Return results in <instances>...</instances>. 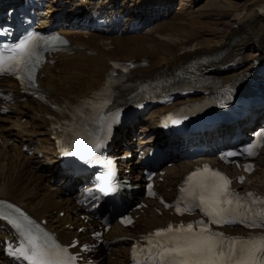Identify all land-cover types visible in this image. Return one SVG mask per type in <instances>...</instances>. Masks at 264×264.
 Listing matches in <instances>:
<instances>
[{"label": "bare ground", "instance_id": "1", "mask_svg": "<svg viewBox=\"0 0 264 264\" xmlns=\"http://www.w3.org/2000/svg\"><path fill=\"white\" fill-rule=\"evenodd\" d=\"M209 10H193L201 0H47L43 18H52L55 13L65 11L63 19L70 16L92 18L93 14L114 15L122 26L131 20L137 21L144 30L135 34L104 36L98 31H67L72 52L52 53L50 62L38 72V84L45 95V104L35 98L24 102L7 104L10 112L0 116V198L21 206L38 221L45 220L46 226L55 232L66 244L81 233L79 226L88 224L79 219V207L75 199L55 184L59 171L56 159V139L59 135L52 127L60 118L61 106H77L95 90L103 86L109 73L120 61L132 60L143 63L133 70L125 89L126 96L139 82L164 74H178L181 68L192 69L201 64L203 70H210L213 78L223 82L250 71L255 59L264 58V0H205ZM178 5V8L176 6ZM224 10L219 13L220 9ZM172 11L169 14V11ZM238 13V19L225 21L231 12ZM68 21V20H65ZM237 69L220 71L230 67L237 59ZM0 88L12 92L18 100L20 88L10 79L0 80ZM198 98H189L195 100ZM152 109L142 117L139 128V146L150 143L159 117L175 106ZM264 117L257 112L256 121ZM247 123V122H246ZM135 144V143H134ZM130 141L127 146H133ZM25 149V150H24ZM32 149V152H27ZM210 160L215 161L212 157ZM256 170L246 175L238 188L255 190L264 194V150L255 160ZM137 161L129 164L131 178L135 185L143 180L139 176ZM200 164V159L176 160L171 165H163V176L156 175V190L163 199H170L185 173ZM231 174L237 172L233 166H223ZM160 178L162 180H160ZM146 208L133 209L136 217L132 228H122L116 223L104 234L105 239H117L108 248L100 245L92 256L99 264H127L129 247L134 239L156 227L165 226L169 221H177L165 205L158 200H146ZM64 212L60 217L59 212ZM95 224L97 222L95 221ZM5 224L0 222V243L6 235ZM241 229L233 233L241 232ZM93 242V241H92ZM0 246V263L2 261Z\"/></svg>", "mask_w": 264, "mask_h": 264}, {"label": "snow or ice", "instance_id": "2", "mask_svg": "<svg viewBox=\"0 0 264 264\" xmlns=\"http://www.w3.org/2000/svg\"><path fill=\"white\" fill-rule=\"evenodd\" d=\"M42 39L38 34L28 33L19 43L11 47L6 46L8 54L0 52V73H15L22 82V74L27 73L29 81L33 80L29 62ZM58 41L64 42L59 36H52L44 40V43ZM118 115L117 112L113 116V122H117ZM108 131H111L110 124ZM257 135L258 138L264 137V131ZM102 147L104 140L98 139L87 151L76 150L66 155L77 156L87 163L93 153ZM256 147L257 144H250L244 152L253 155ZM238 154L241 153L230 151L224 153L222 159ZM246 170L250 171L251 166H246ZM111 175L109 172L108 175L100 177L103 181L99 188L101 194L114 191L109 180ZM230 183L231 181L222 173L207 166L197 169L187 177L186 186L181 189L184 193L181 199L185 207L181 208L178 201L176 210L183 214L199 209L208 218V223L203 220L197 221L198 231L194 230L191 223L175 228L169 225L166 229L157 230L154 236L160 239L154 245L156 252L152 257L153 264H264V235L248 238L231 237L223 232L213 231L210 227L211 224L222 226L239 222L250 228H264V211L256 212L246 202H242L239 194L230 190ZM149 194L153 193L150 191ZM247 196L253 197L254 194L248 193ZM253 202L264 204V201L258 199H254ZM122 223H131V220L125 218ZM16 227L20 229L26 243L16 249L14 255L23 257L29 264H75L76 257L69 255L67 248L52 241L38 226L33 230L31 221H28L27 227H22L21 224H17ZM99 235L97 233V236Z\"/></svg>", "mask_w": 264, "mask_h": 264}, {"label": "rangeland", "instance_id": "3", "mask_svg": "<svg viewBox=\"0 0 264 264\" xmlns=\"http://www.w3.org/2000/svg\"><path fill=\"white\" fill-rule=\"evenodd\" d=\"M178 1H179V0H178ZM185 1H186V0H185ZM214 1H216V0H214ZM217 1H218V0H217ZM199 7H200V8H199ZM176 8H178V5L176 6ZM198 8H199V11H200V12H206V11H208V10L210 9V8H209V2H208V1L205 2V0H201L200 3H198L197 5H193V6H192V9H193V10H197ZM223 10H224V9L221 8L220 11H219V13H218V15H219L220 13H222ZM172 11H173V10L169 11L168 13L171 14ZM227 16H228V17H226L225 21H230V22H232V21L238 19V13L235 12V11L229 13ZM132 141H135V139H132ZM137 141H138V140H137ZM137 141H135V142H137ZM31 151H32V149H31ZM31 151H27V152H29V154H30ZM58 215H59L60 217H62V216L60 215V212L58 213ZM63 216H64V215H63Z\"/></svg>", "mask_w": 264, "mask_h": 264}, {"label": "water", "instance_id": "4", "mask_svg": "<svg viewBox=\"0 0 264 264\" xmlns=\"http://www.w3.org/2000/svg\"><path fill=\"white\" fill-rule=\"evenodd\" d=\"M45 223H46V221H45Z\"/></svg>", "mask_w": 264, "mask_h": 264}]
</instances>
